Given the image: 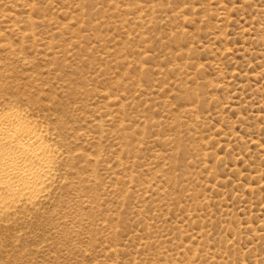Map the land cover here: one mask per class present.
Masks as SVG:
<instances>
[{
	"label": "rangeland",
	"instance_id": "rangeland-1",
	"mask_svg": "<svg viewBox=\"0 0 264 264\" xmlns=\"http://www.w3.org/2000/svg\"><path fill=\"white\" fill-rule=\"evenodd\" d=\"M8 108L64 157L0 264H264V0H0Z\"/></svg>",
	"mask_w": 264,
	"mask_h": 264
},
{
	"label": "bare ground",
	"instance_id": "bare-ground-1",
	"mask_svg": "<svg viewBox=\"0 0 264 264\" xmlns=\"http://www.w3.org/2000/svg\"><path fill=\"white\" fill-rule=\"evenodd\" d=\"M17 31L20 39L34 38L18 28ZM52 136L49 129L37 125L21 110L0 111V220L21 202L37 204L44 197L41 193L55 184L64 156Z\"/></svg>",
	"mask_w": 264,
	"mask_h": 264
}]
</instances>
